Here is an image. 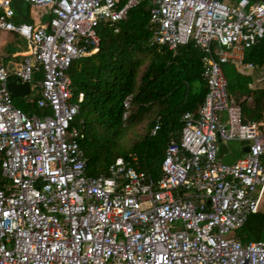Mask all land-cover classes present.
<instances>
[{"label":"built area","instance_id":"1","mask_svg":"<svg viewBox=\"0 0 264 264\" xmlns=\"http://www.w3.org/2000/svg\"><path fill=\"white\" fill-rule=\"evenodd\" d=\"M13 1L46 8L47 20L14 21ZM141 2L152 43L199 47L205 93L195 111L180 115L178 138L165 144L156 176L122 157L91 175L74 124L82 94L71 100L67 70L96 51L99 24L116 31ZM0 31L26 42L20 54L0 59V264H264V239L238 235L264 202V129L244 119L222 70L226 63L252 70L242 54L264 40V4L0 0ZM9 80L34 84L39 114L14 104ZM158 127L155 117L149 133ZM228 140L248 147L230 163L221 158L227 150L217 155Z\"/></svg>","mask_w":264,"mask_h":264},{"label":"trees","instance_id":"2","mask_svg":"<svg viewBox=\"0 0 264 264\" xmlns=\"http://www.w3.org/2000/svg\"><path fill=\"white\" fill-rule=\"evenodd\" d=\"M249 1L264 4V0ZM96 32V51L73 60L67 70L71 100L76 101L78 93L82 94L74 124L82 132L78 142L87 159L88 173H102L115 157H122L156 176L165 144L178 138L180 115L195 111L205 93L200 77L202 53L193 41L174 49L152 43L146 2L130 8L116 31L114 25L101 23ZM144 61L146 65L138 73ZM243 61L264 65V40L245 49ZM223 71L228 92L241 106L244 119L253 120L264 129V89H249V76H242L233 68ZM33 78H40V74L34 73ZM128 95L131 98L125 110L123 101ZM242 95L251 96V103L238 101L236 96ZM33 102L28 101L21 109L27 114L36 112L37 109L29 111ZM148 113L153 115L144 133L130 146H120L124 128L140 122ZM155 117L159 118V127L151 135ZM261 160L264 164V154ZM238 235L242 241L264 239V204L247 217Z\"/></svg>","mask_w":264,"mask_h":264},{"label":"rangeland","instance_id":"3","mask_svg":"<svg viewBox=\"0 0 264 264\" xmlns=\"http://www.w3.org/2000/svg\"><path fill=\"white\" fill-rule=\"evenodd\" d=\"M230 3L231 0H223ZM17 19L23 22L30 21L32 24H36L35 20L42 17L47 20V9L43 7H34L30 4L22 1H13L11 3ZM26 49V42L19 36L11 33L0 31V55L1 56H13L19 54L20 51ZM147 61H144L138 69V73L145 67ZM225 72L232 71V66L228 63L223 65ZM37 96V89L34 88V84L30 83L29 92L23 96L13 97V102L16 106L21 108L22 104L29 99H33ZM234 96V95H231ZM249 102V101H248ZM152 113L146 114L142 120L134 125L126 126L124 128L123 135L119 139L118 143L123 148L130 146L141 134L144 133L147 122L152 118ZM243 142L238 140H228L225 142V146L228 151L231 152L236 158L241 156V146ZM5 179L0 176V182H4Z\"/></svg>","mask_w":264,"mask_h":264},{"label":"crops","instance_id":"4","mask_svg":"<svg viewBox=\"0 0 264 264\" xmlns=\"http://www.w3.org/2000/svg\"><path fill=\"white\" fill-rule=\"evenodd\" d=\"M13 8V7H12ZM47 18H48V13H47V16H46ZM14 21H16V22H23V21H20V20H18L17 19V16H16V13H15V11H14ZM35 22H36V24H39V23H44L45 22V20L42 18V17H40L38 20H35ZM26 23H31L30 21H27ZM32 24V23H31ZM6 32V31H5ZM14 34V33H13ZM24 51V50H23ZM201 51V50H200ZM22 51H20L19 52V54L21 53ZM202 53V52H201ZM243 53H244V51H243ZM9 56H1L0 55V59H1V61H3V62H7L8 60H9ZM201 58H202V56H201ZM202 61V60H201ZM242 62H244L245 63V61H243V54H242ZM10 65H11V63H9ZM228 64H230L231 66H232V68H233V70L234 71H236L237 73H239L240 75H242V76H249V82L247 83V87L249 88V89H256V88H260V89H264V81H258V78L261 76V72H262V70H261V68H260V66L261 65H263V64H261L260 66H255V65H253V68H252V70H248V69H244L243 67H237V66H235L234 64H232V63H228ZM264 66V65H263ZM222 70H223V66H222ZM223 74H224V71H223ZM225 76V75H224ZM27 94V93H26ZM23 96V95H22ZM38 97V94H37V96L35 97V98H33V101L36 99ZM237 98H238V101H241V100H243V99H245L246 100V102L248 103V104H250L251 103V96H245V95H242V96H236ZM230 98L233 100V101H235V99H234V96H231V94H230ZM32 99H29V100H26L23 104H26L28 101H31ZM249 101V102H248ZM236 102V101H235ZM238 103V102H237ZM22 104V105H23ZM29 104H31V103H29ZM33 106L32 107H29V111H31V112H34L35 111V109H37L36 108V106H35V103L33 102ZM193 112V111H192ZM34 113H40V110H38L37 109V111L36 112H34ZM224 146H225V143L223 144ZM245 145H244V143H243V145L241 146V153L243 152V150H242V148L244 147ZM226 147V146H225ZM226 150H227V152L229 153V154H232L231 152H229L228 151V148L226 147ZM233 155V154H232ZM234 156V155H233ZM235 157V156H234ZM263 204H264V202H263Z\"/></svg>","mask_w":264,"mask_h":264},{"label":"water","instance_id":"5","mask_svg":"<svg viewBox=\"0 0 264 264\" xmlns=\"http://www.w3.org/2000/svg\"><path fill=\"white\" fill-rule=\"evenodd\" d=\"M7 88L10 91V95L12 97L25 95L29 91L27 82H18L15 80H9L7 82ZM242 150L247 151L248 147L244 146ZM225 151H226V147L223 144H220L217 153L218 157H220L222 153ZM221 158L224 162L230 163L234 159V156L232 154L227 153L223 155Z\"/></svg>","mask_w":264,"mask_h":264}]
</instances>
